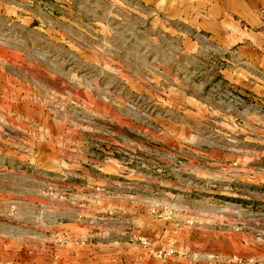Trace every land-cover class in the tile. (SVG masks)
I'll return each mask as SVG.
<instances>
[{"label": "rangeland", "instance_id": "374dc122", "mask_svg": "<svg viewBox=\"0 0 264 264\" xmlns=\"http://www.w3.org/2000/svg\"><path fill=\"white\" fill-rule=\"evenodd\" d=\"M207 6L0 0V264H264V81Z\"/></svg>", "mask_w": 264, "mask_h": 264}, {"label": "crops", "instance_id": "0c3cea01", "mask_svg": "<svg viewBox=\"0 0 264 264\" xmlns=\"http://www.w3.org/2000/svg\"><path fill=\"white\" fill-rule=\"evenodd\" d=\"M207 3L203 19L206 35L194 40L196 46L200 48V43L207 41L215 58L224 55L229 58L228 64L260 72L257 77L264 81V0H207Z\"/></svg>", "mask_w": 264, "mask_h": 264}]
</instances>
